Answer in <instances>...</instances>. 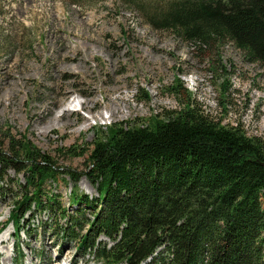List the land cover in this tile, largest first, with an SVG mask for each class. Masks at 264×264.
Masks as SVG:
<instances>
[{"label":"trees","instance_id":"trees-1","mask_svg":"<svg viewBox=\"0 0 264 264\" xmlns=\"http://www.w3.org/2000/svg\"><path fill=\"white\" fill-rule=\"evenodd\" d=\"M149 1L164 5L141 10L154 29L201 52L233 43L264 66V0ZM180 89L177 82L179 97ZM187 95L181 109L149 123L98 130L84 154L60 149L87 156L84 174L98 193L94 198L80 191L78 173L63 176L51 156L7 131L0 189L8 170L23 173L25 182L17 183L3 228L13 223L17 236L29 233L25 216L49 212L52 221H66L52 231L102 264H264V140L217 121ZM50 180L72 182L69 207L61 195L45 192Z\"/></svg>","mask_w":264,"mask_h":264},{"label":"rangeland","instance_id":"rangeland-1","mask_svg":"<svg viewBox=\"0 0 264 264\" xmlns=\"http://www.w3.org/2000/svg\"><path fill=\"white\" fill-rule=\"evenodd\" d=\"M145 5L164 8L149 0ZM145 5L0 0V74L6 65H13L15 74L25 68L14 105L7 102V108H0V144L7 131L25 136L55 160L63 176L78 173L80 191L94 198L98 193L84 174L87 156L65 152L91 150L98 130L106 132L109 125L149 123L179 110L188 100L187 91L206 114L264 140V66L247 59L233 43L201 52L170 31L154 29L141 11ZM177 82L180 97L174 92ZM146 93L149 100L143 101ZM67 107L72 111L62 114ZM19 182H25L24 174L8 170L4 191L0 189V241L6 240L5 246L0 242V264H102L80 255L73 241L62 240L56 227L66 221H52V213H28L24 222L29 233L20 236L13 223L3 228ZM67 183L50 180L44 187L49 196L61 195L65 207L73 187Z\"/></svg>","mask_w":264,"mask_h":264},{"label":"bare ground","instance_id":"bare-ground-1","mask_svg":"<svg viewBox=\"0 0 264 264\" xmlns=\"http://www.w3.org/2000/svg\"><path fill=\"white\" fill-rule=\"evenodd\" d=\"M12 66L13 65H6L3 67L4 73L0 76V108H7V102H9V105L13 106L19 93V88H18V82L25 81V68L24 70H21V72L14 73L12 71ZM1 69V68H0ZM19 71V70H18ZM18 91V92H16ZM71 108L67 107L63 109V113H70ZM1 245L6 244V240L2 239Z\"/></svg>","mask_w":264,"mask_h":264}]
</instances>
